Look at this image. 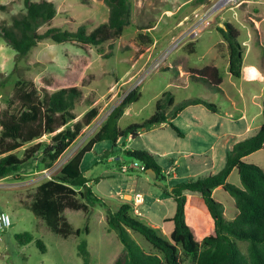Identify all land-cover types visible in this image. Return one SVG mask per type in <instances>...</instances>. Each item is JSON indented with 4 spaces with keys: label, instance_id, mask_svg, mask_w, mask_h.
Masks as SVG:
<instances>
[{
    "label": "rangeland",
    "instance_id": "rangeland-1",
    "mask_svg": "<svg viewBox=\"0 0 264 264\" xmlns=\"http://www.w3.org/2000/svg\"><path fill=\"white\" fill-rule=\"evenodd\" d=\"M52 1L57 5V15L51 24L40 27L41 33L51 26L75 31L82 24H87L91 30L109 17V7L104 0ZM187 1L130 0L132 5L130 24L113 46L107 43L101 48L87 46L83 49L77 41L57 43L46 39L40 41L26 56L21 57L0 34V112L6 105L4 99L14 93L15 83L21 77L36 81L39 88H44L45 82L48 81L50 86L46 87L51 91L54 87L77 84L82 89L83 95L74 110L77 114L75 121L82 119L86 111L90 109V105L97 104L100 110L94 122L83 130V134L55 165L44 169L46 172L51 171L49 174L39 170L40 168L36 167L37 162L21 167L19 172L30 173L24 176L31 179L28 185H34L29 189L32 191L31 194L29 193L30 200L35 199L39 184L56 175L63 164L100 129L112 110L136 87L139 89L140 99L133 103L127 113L119 119L118 125L122 130L132 124H140L151 117L156 111L157 100L167 91L174 94L176 103L186 98L200 97L221 106V112L232 109L231 102L224 94L210 90L203 83L190 80L189 70L206 65H216L221 69L224 78L222 88L232 100L237 102V108L242 110L245 105L253 107L250 103L253 95L258 97L257 100L261 104L263 103L264 46L260 45L258 33L248 17L249 14H258L256 18L263 20L264 35V0H229L223 2L219 8L215 6L220 0H207L202 5H198L196 0ZM0 5H6L5 9L0 8V24H11L13 17L26 12L24 0H0ZM206 13L209 19L205 17ZM203 17L211 24L202 31L196 41L191 36H187L182 40L180 47L172 51L159 68L151 70L140 82L143 70L162 51H165L171 41L199 23ZM181 18L184 19L182 24ZM224 22H229L238 29L239 42H245L243 50L245 49L246 52L247 47L249 49L239 78L231 76L228 64L224 60L227 55V41L224 39V42L220 43L224 37L218 30V26ZM144 35L152 37L153 44L148 45V39ZM192 43H195V51L191 50ZM178 64L187 76L179 75ZM192 113L200 116L198 121L200 135L190 133V125L187 123L194 121ZM219 116L201 104L186 109L176 119L175 125L182 130L184 136H180L167 122L165 126L154 125L148 129H142L134 139L128 138L127 141L122 139L119 147L125 146L126 143L131 149L150 151L165 168L171 166L169 158L177 160L178 177L165 178L163 185L155 183L146 172L140 170L120 171L121 163L119 164L117 160H109L103 154L107 148L112 149L111 140L97 144L95 149L84 157L81 169L89 180L93 192L109 207L114 209L128 202L129 197H121L126 193L134 196L143 194L145 203L140 209L144 216L138 218L151 225L148 219L151 215L156 223L170 227L161 216L164 212L173 214L176 209L174 197L170 195L172 194L171 184L191 178L189 176L204 173L203 165L207 160L206 155H202L201 152H209L207 151L210 145L209 140L213 138L207 135L208 127L212 122L221 123L227 119L226 115L217 119ZM262 119L261 116L257 122H261ZM50 137L45 135L40 140L50 142ZM122 153L127 164L133 160L124 152ZM19 154L22 155L23 150H20ZM99 156L101 159L98 161ZM253 158L256 164L264 168V151L255 154ZM56 165L58 167L54 168ZM230 182L242 186L238 173L231 177ZM7 193L8 195H4L0 201L10 198L14 200V194L10 191ZM213 197L223 203L225 217L234 219L237 213L234 209V198L224 190L218 191ZM76 198L82 203H87L80 192ZM13 204L16 210L15 215L10 210H6L10 212L15 225L0 234V264H85L83 257L78 253V245L82 241L88 244L89 264H112L123 248V243L117 234L107 225L106 208L99 203L95 206L88 204L87 211H71L68 207L67 218L74 228H81L82 233L80 236L73 234L67 238L52 231L42 218L34 214L30 205L14 201ZM188 220L193 234L197 237H205L206 228L210 234L214 231L212 230L213 222L211 224L207 222L205 226L204 220L201 223L199 219L194 220L189 216ZM86 228L89 229V235L86 234ZM25 232L33 234L35 239L27 244L21 243L17 235ZM131 234L147 252H156L144 235L134 231ZM37 240H41L45 251L39 247ZM238 245L241 250L247 252L248 242L238 241ZM185 264H192V262L188 259Z\"/></svg>",
    "mask_w": 264,
    "mask_h": 264
},
{
    "label": "trees",
    "instance_id": "trees-1",
    "mask_svg": "<svg viewBox=\"0 0 264 264\" xmlns=\"http://www.w3.org/2000/svg\"><path fill=\"white\" fill-rule=\"evenodd\" d=\"M104 1L109 7V17L95 28L89 30L87 24H82L72 31L51 26L41 33L40 27L51 24L57 15V5L52 0H24L26 12L13 17L11 24H0V34L21 57L46 39L57 43L77 41L83 49L87 46L101 48L107 43L113 46L130 24L132 5L130 0ZM206 1L196 0L198 5ZM0 8L5 9L6 5H0ZM218 30L228 42L230 73L238 78L244 58L243 46L239 42L240 33L229 22L219 25ZM144 36L148 39V45L153 44L152 37ZM190 46L195 51V43ZM190 78L213 91L222 92L223 76L215 66L193 69ZM45 85L50 86L48 81ZM46 86L39 88L36 81L21 77L15 83L14 93L4 99L6 105L0 112V179L18 173L21 167L29 163L37 162L39 170L53 167L99 114L98 107L94 106L86 111L81 120L75 121L77 114L74 110L83 95L82 89L77 84L54 87L52 91ZM139 99V89L136 87L58 173L39 185L31 204L34 214L41 217L52 231L67 238L73 234L80 235L82 230L74 228L64 216V210L70 207L87 211L88 204L95 206L99 203L106 208L109 229L123 243L112 264H185L188 259L192 264H264V168L243 159L264 149V101L263 124L258 133L236 143L227 152L225 165L219 172L192 177L172 186L171 193L177 206L175 215L169 219L174 224V230L168 238L158 228L141 221L140 216L134 213L132 203L126 202L113 209L99 198L81 169L83 158L98 142L111 140L115 144L120 138L136 137L142 129L165 122H169L170 127L181 134L170 119L189 105L204 104L214 111L216 105L202 98L184 99L175 104L174 94L167 91L157 100L156 111L151 117L140 124L120 129L118 120L125 109ZM45 135L51 136L50 142L40 140ZM20 150H23L22 155L19 154ZM126 155L144 163L147 169H154L159 179H165L152 152L133 149L128 150ZM234 169L239 172L242 186L228 181ZM219 186L235 199L237 213L232 220L225 217L223 203L213 197L214 190ZM79 192L87 203L76 198ZM187 193H199L203 197L214 222L213 233L202 240L193 234L186 221ZM131 231L144 235L156 252L143 249ZM17 238L23 244L34 240L29 232L18 234ZM238 241L248 242L247 252L241 250ZM37 244L45 251L41 240H37ZM78 253L85 264H89L90 252L86 241L79 243Z\"/></svg>",
    "mask_w": 264,
    "mask_h": 264
},
{
    "label": "crops",
    "instance_id": "crops-1",
    "mask_svg": "<svg viewBox=\"0 0 264 264\" xmlns=\"http://www.w3.org/2000/svg\"><path fill=\"white\" fill-rule=\"evenodd\" d=\"M192 0H188L187 2H190ZM245 1H248V0H245ZM202 5V4H201ZM188 16V14H186ZM256 15H258L256 13ZM256 15H252V14H249V17H248V20L253 23L257 33H258V36H259V41H260V45L264 46V41H263V38H264V35H263V32H262V22L263 20L261 19H258L256 17ZM181 21V22H180ZM180 23L182 24V22L184 21L183 18L180 19ZM220 24V23H218ZM221 33V32H220ZM222 34V33H221ZM163 36V35H162ZM223 36V35H222ZM224 37V36H223ZM222 37V38H223ZM224 39L223 38V41H221L220 43L224 42ZM193 40L196 41V38H194ZM226 40V39H225ZM173 41V40H172ZM193 41V42H195ZM156 45L158 44V39L156 40ZM170 43V42H169ZM219 44V43H218ZM227 45V55L225 56V61L226 63L228 64V69H229V47H228V42L226 43ZM245 42H242V46L243 48H245ZM155 45V46H156ZM248 47L246 49V52H245V49H244V58H243V64H244V59H245V56L246 54L248 53ZM222 57V56H221ZM223 59V58H222ZM243 64H242V68H243ZM179 65V64H178ZM206 66H209V65H206ZM210 66H215L217 67L218 69H220L218 66L216 65H210ZM205 67V66H204ZM203 68V67H202ZM242 68H241V72H242ZM193 69H201V68H193ZM189 70L188 72V76L190 78V73L191 71L193 70ZM263 69H264V59H263ZM178 70V73H179V70H180V73L179 75L182 77V76H187V75H184V71L182 70V68L180 67L179 65V68H177ZM221 71V69H220ZM230 72V70H229ZM222 73V71H221ZM223 74V73H222ZM231 74V73H230ZM232 76V74H231ZM233 77V76H232ZM241 77V76H240ZM239 78V77H238ZM191 80V78H190ZM224 82V78H223V81L221 83V88H222V84ZM197 83V82H196ZM118 90V89H117ZM211 90V89H210ZM213 91V90H212ZM217 92V91H216ZM222 94H224V96L227 98L228 101L231 102V105H232V109L230 110H227L225 112H221L220 110L222 109L221 106H218L216 105V110H211L210 108H207L211 111V112H214L216 114H219L220 116L222 115H226L227 116V119L224 120V121H221V123H215V122H212L210 124V126L208 127V133L207 135L208 136H213L212 139L209 140V146H208V149L207 151H209L208 153H205V152H201L202 155H206V162L204 163L203 165V171L204 173H201L199 175H208V174H214V173H217L219 172L225 165V162H226V155H227V152L229 150H231L233 148V146L242 141V140H245L249 137H252L254 135H256L259 131V129L261 128L262 124H263V119L261 122H257V120L262 116L263 117V103L261 104L257 99L258 97H256L255 95L252 96V99H251V104L253 105V107H249V106H244V109H239L237 108V102L232 100L230 95L227 94L225 92V90L222 88ZM175 98V97H174ZM195 98H200V97H195ZM186 99H189V98H186ZM203 99V98H202ZM205 100V99H204ZM183 101V100H182ZM264 101V99H263ZM181 102V101H180ZM135 103V102H133ZM132 103V104H133ZM179 103V102H178ZM130 104L126 109H125V112L124 113H127L128 109H130V106L132 105ZM175 104H177L175 102ZM214 104V103H213ZM97 105V104H96ZM96 105H90L91 107L89 108H92ZM201 104H195V105H189L187 106L186 108H184L183 110H181L175 118L173 119H170V122L175 123L176 119L182 115V112L185 111L186 109L190 108V107H194V106H199ZM204 105V104H202ZM205 106V105H204ZM89 110V109H88ZM223 113V114H222ZM99 114H100V110H99ZM98 114V115H99ZM222 114V115H221ZM123 116V115H122ZM121 116V117H122ZM191 116L193 117V122H190L193 123H187L190 125L187 126L190 128V133L192 134H201L200 131H199V127L200 125L198 124V121H199V115L197 114H194L192 113ZM218 117L217 119H221V117ZM243 121V123H239L240 121ZM119 121V120H118ZM94 122V121H93ZM227 122H229L228 124H226ZM159 125H162V126H165L167 125V122L165 123H162V124H159ZM170 126V125H169ZM177 126V125H176ZM199 126V127H198ZM220 126V127H219ZM178 127V126H177ZM179 128V127H178ZM180 130V128H179ZM205 131V130H204ZM181 134H179L180 136H184L185 134L182 132V130H180ZM140 133V132H139ZM139 135V134H138ZM128 138H135L133 137L132 135L127 137V138H120L117 143H112V149H106L105 152L103 153L104 155H107L108 152L109 154L107 155L108 156V159L109 160H117L118 163L122 164V163H126L127 160H125L123 158V153L126 154V152L128 150H133L130 148L129 145H126L125 143V146L123 145H120L119 147V143H121L123 140H128ZM123 139V140H122ZM104 141H110V140H104ZM103 142V141H101ZM101 142H98L94 145L93 149L91 151H93L96 147L97 144L101 143ZM121 148V150H120ZM109 150V151H108ZM90 151V152H91ZM119 151L121 153H119ZM264 149H260L258 151H255L247 156H245L243 159L248 162V163H254L256 164V162L253 160L255 154H258V153H261L263 152ZM89 153V152H88ZM87 153V154H88ZM86 154V155H87ZM102 154V156H103ZM191 155H194V153H190ZM85 155V156H86ZM84 156V157H85ZM84 159V158H83ZM101 159V156H99L98 158V161ZM170 161H171V166L168 167V168H165L164 166H162V164L159 162L161 168H162V173L164 174V177L165 178H168V179H176L178 177V174H177V168H176V165H177V160L175 158H169ZM207 164V165H206ZM37 170V168H36ZM121 171V170H120ZM133 171H136V170H133ZM84 173V172H83ZM147 173V172H146ZM239 175V172L237 169H234L232 171V173L229 175L228 177V181L231 180V177L234 175V174H237ZM30 174V173H28ZM28 174L26 173H15L13 175H9L5 178H2L0 179V200L2 197H4V195H8V191L12 192L14 194V202H19L20 204H27V205H30V208H31V204H32V199L30 200L29 199V193L31 194V189L34 185H31L29 183V181H31V179L27 178V177H24V176H28ZM85 175V174H84ZM199 175H194V176H189V177H197ZM158 177V175H157ZM239 178H240V175H239ZM188 179V178H186ZM161 180V179H160ZM184 180V179H183ZM163 182V180H161ZM240 182H241V179H240ZM41 184V183H40ZM39 184V185H40ZM177 184V183H176ZM239 184V183H237ZM90 185V183H89ZM175 185V183H172L171 186ZM91 186V185H90ZM39 187V186H38ZM169 189V188H168ZM172 189V188H171ZM224 190L222 188V186H219L217 187L214 192H213V196H215V194L218 192V191H222ZM225 191V190H224ZM227 192V191H226ZM139 195H142L144 197L143 194H139ZM172 196V198L174 197L173 194H170ZM129 197L130 200L128 202L132 203V200L135 196H138V195H132L130 193H126L124 196H121V197ZM187 198H188V201H187V205H186V221L187 223L189 224V220H188V216L191 217L192 219L194 220H198L199 219V222L201 221V223L203 222L204 220V225L206 226L207 222H213V219L211 218L210 216V213H209V209H208V206L205 202V200L203 199V197L199 194V193H187ZM29 200V202H28ZM175 200V198H174ZM13 201L10 199H5L3 201H1L3 207L5 209H8L12 212L13 215L16 214V210H14V204H13ZM176 202V200H175ZM11 203V204H10ZM144 203H145V198H144ZM144 203L141 206L144 205ZM162 203V201H161ZM164 204V203H162ZM133 205V204H132ZM176 206H177V203H176ZM69 209L68 207L64 210V216L67 218V214H66V210ZM234 209L235 211H237L236 209V206H235V199H234ZM69 210L71 211H81L82 209H73V208H70ZM141 210V209H140ZM83 211V210H82ZM142 212V211H141ZM176 213V209H175V212L173 214L171 213H168V212H164L163 215L161 216L162 217V220L166 223V225H169L170 227L168 226H164L163 224L160 225L159 223H156L155 219L153 216H148V219L150 220L151 222V225L155 228H158L161 227V233L166 236V237H170L172 231L174 230V224L171 220V219ZM144 216V213L142 212V216ZM209 216V218H207ZM39 217V216H38ZM41 218V217H40ZM68 219V218H67ZM211 220V221H209ZM69 221V219H68ZM70 222V221H69ZM107 222V221H106ZM71 223V222H70ZM72 224V223H71ZM15 224L12 225V227L14 226ZM108 225V224H107ZM190 225V224H189ZM213 225H214V222H213ZM208 227V226H207ZM75 229H80L82 230L81 228H75ZM213 230V228H212ZM132 232V231H131ZM206 235L210 234L208 231H207V228L205 229V232ZM86 234L89 235V229L88 231H86ZM72 236V235H71ZM80 236V235H78ZM199 239H202L203 236H198ZM35 239V237H34ZM119 253V252H118ZM113 262V261H112Z\"/></svg>",
    "mask_w": 264,
    "mask_h": 264
},
{
    "label": "built area",
    "instance_id": "built-area-1",
    "mask_svg": "<svg viewBox=\"0 0 264 264\" xmlns=\"http://www.w3.org/2000/svg\"><path fill=\"white\" fill-rule=\"evenodd\" d=\"M205 17L209 19L208 13L205 14ZM205 17H203L199 22V23L203 24L202 26H200V24L197 23L196 25H194L190 29L181 33L179 37H177L173 41H171V43L167 46L165 51H162V53L156 59H154V61L145 70H143V76L140 78L139 81L141 82L142 79L144 78V76H146L151 70H153L155 68H159L161 66V64L167 60L170 53H172V51H175L180 47L182 40H184L187 36H191L193 39L197 38L202 33V31L209 24H211L210 21H207ZM97 125H98V123H97ZM57 167H58V165H56L54 168H57ZM120 170L122 172H128V171H133V170H140L142 172H147L148 169L144 163H142L138 160H132L128 164L125 162L122 163L120 166ZM49 172H51V171L46 172V170H43L44 174H49ZM143 203H144V197L142 195L135 196L132 200L134 213L137 216H140V217L142 216V212L140 210V205H142ZM12 225H13V222H12L11 214L9 211H7L3 207V205L0 201V234L5 232L7 229L11 228Z\"/></svg>",
    "mask_w": 264,
    "mask_h": 264
},
{
    "label": "water",
    "instance_id": "water-1",
    "mask_svg": "<svg viewBox=\"0 0 264 264\" xmlns=\"http://www.w3.org/2000/svg\"><path fill=\"white\" fill-rule=\"evenodd\" d=\"M223 4V1L220 0L218 3H216V8H219V6ZM132 158V157H131ZM147 174L149 175V177L157 184L159 185H163V182L157 177V173L154 169H148L147 170Z\"/></svg>",
    "mask_w": 264,
    "mask_h": 264
},
{
    "label": "bare ground",
    "instance_id": "bare-ground-1",
    "mask_svg": "<svg viewBox=\"0 0 264 264\" xmlns=\"http://www.w3.org/2000/svg\"><path fill=\"white\" fill-rule=\"evenodd\" d=\"M223 2H227V1H229V0H222Z\"/></svg>",
    "mask_w": 264,
    "mask_h": 264
}]
</instances>
